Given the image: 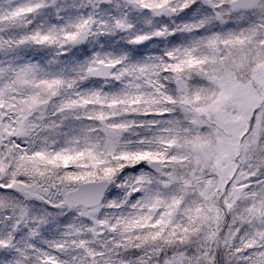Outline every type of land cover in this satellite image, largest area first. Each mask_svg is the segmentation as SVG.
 I'll list each match as a JSON object with an SVG mask.
<instances>
[{"label":"snow or ice","instance_id":"snow-or-ice-1","mask_svg":"<svg viewBox=\"0 0 264 264\" xmlns=\"http://www.w3.org/2000/svg\"><path fill=\"white\" fill-rule=\"evenodd\" d=\"M0 264H264V0H0Z\"/></svg>","mask_w":264,"mask_h":264}]
</instances>
